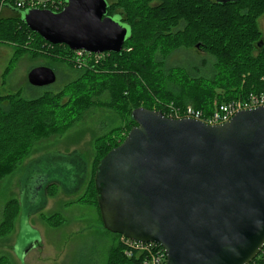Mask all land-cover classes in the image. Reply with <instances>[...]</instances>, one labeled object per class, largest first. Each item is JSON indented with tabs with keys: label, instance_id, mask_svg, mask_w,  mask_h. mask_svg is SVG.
<instances>
[{
	"label": "water",
	"instance_id": "obj_1",
	"mask_svg": "<svg viewBox=\"0 0 264 264\" xmlns=\"http://www.w3.org/2000/svg\"><path fill=\"white\" fill-rule=\"evenodd\" d=\"M64 2L59 11L25 8L19 18L46 42L72 51L123 49L130 26L107 14L106 0ZM55 80L49 66L27 73L32 86ZM130 119L135 124L94 172L103 227L161 245L164 264H248L264 246V106L240 109L218 124L141 106ZM36 177L31 190L38 195L48 179Z\"/></svg>",
	"mask_w": 264,
	"mask_h": 264
},
{
	"label": "rangeland",
	"instance_id": "obj_2",
	"mask_svg": "<svg viewBox=\"0 0 264 264\" xmlns=\"http://www.w3.org/2000/svg\"><path fill=\"white\" fill-rule=\"evenodd\" d=\"M7 1L0 0V18L8 16L11 12V8L3 5ZM106 1L109 3V14L120 12L125 17L123 7L127 13L137 14L139 12L134 10V7L137 8V5L134 4L136 0ZM138 1L140 0H137V3ZM253 1L246 0L244 4H253ZM174 3L175 0L170 2V5H174ZM263 8L264 3L257 7V12ZM134 14L131 13V15ZM182 23H180L181 27ZM0 25L6 30L0 34V41L9 42V39L12 38V32L17 33L20 38L16 41L14 47H17V50L23 54L19 53L18 63H16L17 60L15 63L10 62V66L27 70L31 66L38 65L51 67L57 73L55 82L36 87L34 93H51L57 96L61 103H64L66 96L71 95L73 97L80 94L86 86L88 88L90 84L103 76L102 72L104 70H109V67L113 66L115 62L116 65L123 64L125 60L115 56L111 58L107 53L104 54L103 59H95L92 56L85 55L78 63H75L72 59L71 63L66 56L64 46L50 47L51 45L39 41L38 36L30 34L17 21H7L5 24ZM255 25L260 33L258 40L264 46V10L255 17ZM202 26L201 22L194 21L179 36V38L189 41L187 45L191 44L192 46L171 52L167 58V64L186 66L192 63L193 60L202 57L203 61L216 64V66L213 65L215 71L224 70L220 63H227L224 62L221 54L225 48L224 43L228 37L227 32L222 34V38L215 39L212 32H209L206 26ZM138 27L133 26L134 41L126 44L125 53L130 54L134 51L135 56H139V52H141L150 58L159 55L158 45L152 48V52L135 47V40L145 37L139 32ZM201 42L206 44L200 45ZM257 50L255 49V52ZM240 54L242 57L244 56L243 50H240ZM1 56L3 55L0 53ZM140 59L146 61V58L140 57ZM131 63L137 67L134 68L136 74L139 73V70H143L137 66L139 58ZM236 63L240 65L247 64V59L239 58ZM229 64H232V61ZM114 67H111V69ZM154 67L156 65H148V63L144 65V69H153ZM118 68V71H114L122 72V69ZM242 72L244 75V71ZM227 73L229 76L228 81L225 80L221 83L224 88L232 84L233 77L231 75L235 76L239 71L231 73L227 71ZM78 75L80 78L77 82L72 85L68 84L70 80ZM160 79V76L157 75L153 81L160 82ZM241 79L243 78L240 76L238 79L239 87L243 83ZM25 83L27 84L26 81ZM261 83L264 85L262 81ZM25 87L20 89L0 88V98H3V96L30 98L31 93ZM241 87H243L242 90L238 88L240 92L244 91V86L241 85ZM262 90H264V86ZM240 92L236 91L233 94ZM251 93L256 94L257 92H248L244 97L249 96ZM104 96L102 94L100 97ZM53 99L55 97L48 96L45 102H42L39 106L27 108L31 112L36 109H53V106H55ZM215 101L213 100L212 103ZM169 102H172L176 108L186 106L176 105L173 101ZM70 103L57 110V113L60 114L58 123H61L57 126L58 131L47 137L34 139L27 154L19 160L12 172L0 178V264H115L113 255L120 251V237L111 233L102 225L93 192L94 172L103 153L110 150L109 146L119 144L123 140L129 130L130 123L128 124L127 117L105 105L92 106L79 114L64 113ZM167 103L158 104H161L164 108L165 113L160 110L163 115L170 117L166 107ZM208 105L204 104L201 107L206 108ZM28 109L24 110L23 113L19 109L17 110L16 116L19 126H21V118L27 114ZM197 109L199 110V108ZM214 111L215 108L212 106L208 112L202 110V113L206 117ZM16 136L17 138L24 137L18 133ZM27 136L28 133L24 139ZM36 175L48 179L45 192L38 195L33 194L31 190V186L37 182ZM81 179L84 182L81 187L76 189ZM26 184L28 186L25 189ZM30 196L34 198L32 203L30 202ZM44 201L45 204L43 205ZM11 202H15V205H10ZM23 213L26 216L25 220H23Z\"/></svg>",
	"mask_w": 264,
	"mask_h": 264
},
{
	"label": "trees",
	"instance_id": "obj_3",
	"mask_svg": "<svg viewBox=\"0 0 264 264\" xmlns=\"http://www.w3.org/2000/svg\"><path fill=\"white\" fill-rule=\"evenodd\" d=\"M11 1L8 0L3 3L7 8H11V12L8 16L0 18V24H5L7 21H17L30 34L38 36L39 41L51 45L50 47L64 46L67 54L65 55L70 61L71 59L73 60V51L66 45L49 44L37 33L32 32L19 18L20 11L25 9V7L19 9L15 5V2L19 0H15L13 3ZM55 1H60L61 3L58 9H62L65 5L64 0ZM151 1L153 2L150 3ZM173 1L140 0L137 3L136 0L134 4L137 5V8L134 7V10L139 12L137 14L131 12L134 14L131 15V13L125 11L122 5L125 17L120 12L109 14L108 6L107 14L119 15L121 21L127 23L131 29L129 38L123 44V49L118 53L109 52L111 58L115 56L121 59L124 58L125 60L123 64L116 65L115 62V67L113 65L109 67V70H104L102 72L103 76L98 80L96 79L97 81L90 84L88 88L86 86L85 89L81 90L80 94L73 97L71 95L66 96L64 103H61V100L51 93H34L36 86H31L29 83L27 84L29 89L27 91L31 93L30 98L12 96L0 98V178L12 172L19 160L27 154L30 144L34 139L47 137L51 133L58 131L57 126L61 125V123H58L60 114L57 113V110L63 108L69 102L71 103L66 107L67 110L64 113L71 112L72 115L79 114L92 106H108L124 117H127L128 124L130 123L128 129H130L135 124L130 119V113L134 108L140 106L147 109H159L165 113L164 108L158 103L173 101L176 105L184 106L190 104L195 108L208 112L214 103H224L231 99L243 97L251 91L257 93L264 92L260 81V76L264 74V46L258 40L260 33L257 31L255 25V17L264 10L263 8L257 12V7L263 5L264 0H254L253 4H244L246 0L225 3H218L214 0H175L174 5H170V2ZM194 21L201 22L202 27L206 26V29L212 32L215 39L222 38V34L227 32L228 37L224 43L225 48L223 47L224 51L221 52L224 62L227 63H220L224 70L215 71L214 66L216 64L211 61L210 64L203 61L200 55V58L193 60L192 63L186 66L167 64V58L171 52L192 46L191 44L187 45L189 41L181 39L179 36ZM180 23H182V27ZM134 25L139 26V32L145 35L143 39L138 38L135 40V47L152 52V48L158 45L159 55L156 57L151 55L153 58H150L141 52H139V56H135L134 51L130 54L125 53L126 44L134 41ZM220 27L222 28L221 30ZM4 31H6L4 27H0V34L4 33ZM11 37L9 41L14 43L20 39L15 32H12ZM205 44L203 42L200 43V45ZM227 47L228 49H226ZM255 49L258 50L255 52ZM240 50H243V57L240 54ZM140 57L146 58V61H142ZM138 58L139 64L137 66L143 70L138 69L139 73L136 74L134 68L137 67L131 62H134ZM239 58H246L247 64H237L236 62ZM212 60L216 61L214 58ZM230 61H232V64H229ZM146 63L148 65H156V67L144 69ZM206 66L208 68H205ZM111 67L114 68L111 69ZM118 67L122 69V72H117ZM108 71L111 72L108 73ZM227 71L229 73L239 71V73L235 76L231 75L233 77L232 84L224 88L221 83L225 80L228 81L229 76L227 75ZM242 71H244V75ZM157 75L161 78L160 82L153 81ZM240 76L243 78L241 79L243 83L239 87L238 79ZM79 78V75L76 76L68 84H74ZM241 85L244 86V91L240 92L239 90L243 89ZM229 86L230 88L228 89ZM236 91L240 93L233 94ZM102 94L105 96L100 97ZM48 96L55 97L52 100L55 103L53 109H36L31 112L27 108L39 106V104L45 102ZM213 100L216 101L212 103ZM204 104L208 106L206 108L201 107ZM18 109L22 113L28 109L27 114L21 118V126H19L16 116ZM17 133L24 137L28 133V136L25 139L24 137L17 138V136L15 137ZM117 145L118 143L112 144L109 147L111 149ZM93 190L95 195V189L93 188ZM12 204L15 205V202L10 203V205ZM114 234L120 236V234ZM119 246L120 251L113 255L115 264H141L138 257H127L124 253L122 254V245L119 244ZM248 264H264V246Z\"/></svg>",
	"mask_w": 264,
	"mask_h": 264
},
{
	"label": "built area",
	"instance_id": "obj_4",
	"mask_svg": "<svg viewBox=\"0 0 264 264\" xmlns=\"http://www.w3.org/2000/svg\"><path fill=\"white\" fill-rule=\"evenodd\" d=\"M16 7L20 8H48L53 11H59L58 7L61 5L60 1L55 0H19L15 2ZM109 52L92 53L82 49L73 50V60L78 63L85 55L92 56L95 59H101L104 54ZM261 81L264 83V74L261 75ZM264 86V85H263ZM264 106V92L259 94L251 93L246 97H239L231 99L224 103H214L215 111L209 115L204 116L202 110L194 108L187 104L182 108H176L172 102L166 104L168 114L170 117H190L201 120L208 124H218L227 121L236 111L240 109H248L256 106ZM177 112V113H176ZM180 114V115H179ZM120 237V244L122 245L123 253L127 257L136 256L140 259L141 264H164L166 255L161 245L155 242H138L126 238L122 235Z\"/></svg>",
	"mask_w": 264,
	"mask_h": 264
},
{
	"label": "crops",
	"instance_id": "obj_5",
	"mask_svg": "<svg viewBox=\"0 0 264 264\" xmlns=\"http://www.w3.org/2000/svg\"><path fill=\"white\" fill-rule=\"evenodd\" d=\"M14 44L15 43L11 41H0V53L4 56L0 57V88L8 87L13 89H20L24 86H26L25 88H28L27 73L32 68V66L28 70L18 69V67L12 68V66H10V62L15 63V61L20 58L18 54L21 53L17 50V47H14ZM16 63H18V60L16 61ZM25 81L27 82V84L25 83ZM83 182L84 180L81 179L77 189L82 186Z\"/></svg>",
	"mask_w": 264,
	"mask_h": 264
},
{
	"label": "flooded vegetation",
	"instance_id": "obj_6",
	"mask_svg": "<svg viewBox=\"0 0 264 264\" xmlns=\"http://www.w3.org/2000/svg\"><path fill=\"white\" fill-rule=\"evenodd\" d=\"M57 74V73H56Z\"/></svg>",
	"mask_w": 264,
	"mask_h": 264
}]
</instances>
